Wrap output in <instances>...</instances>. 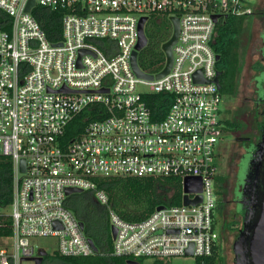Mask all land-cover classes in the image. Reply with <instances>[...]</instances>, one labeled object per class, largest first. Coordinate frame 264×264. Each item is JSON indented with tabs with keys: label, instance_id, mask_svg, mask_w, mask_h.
Returning <instances> with one entry per match:
<instances>
[{
	"label": "built area",
	"instance_id": "obj_1",
	"mask_svg": "<svg viewBox=\"0 0 264 264\" xmlns=\"http://www.w3.org/2000/svg\"><path fill=\"white\" fill-rule=\"evenodd\" d=\"M29 1L0 0L12 20L9 31H0V157L13 166L12 200L0 206V264H35L24 259L44 250L33 244L44 237L57 238L58 253L68 258L163 261L190 250L191 257L211 256L220 239L216 145L226 121L212 44L221 21L253 13L250 0H35L26 11ZM37 6L63 12L59 42L34 17ZM165 15L180 21L172 68L162 78L141 79L132 66L140 22L146 18V32ZM83 50L89 53L79 62ZM145 86L149 91L140 90ZM157 94L172 96L160 120L149 106ZM85 113L91 120L67 139L70 124ZM113 177L178 179L182 204L125 221L96 182ZM197 179L202 190L189 198L202 201L185 205L184 185ZM69 189L92 193L107 208L116 230L109 253L90 244L67 206Z\"/></svg>",
	"mask_w": 264,
	"mask_h": 264
},
{
	"label": "trees",
	"instance_id": "obj_2",
	"mask_svg": "<svg viewBox=\"0 0 264 264\" xmlns=\"http://www.w3.org/2000/svg\"><path fill=\"white\" fill-rule=\"evenodd\" d=\"M33 15L50 41L59 42L62 39L63 12L37 6L33 10ZM247 17H229L221 21L216 28L212 45L215 53L220 57L217 68L221 72L220 83L223 96L233 97L237 92L238 77L242 69L240 37L244 31ZM11 26L10 16L0 9V31H9ZM172 35L173 25L168 15L160 17L158 22L146 27L148 45L138 56L139 68L144 73L152 75L164 69L166 56L162 46L169 41ZM149 97L153 99L150 100L149 106L155 119H162L168 110L167 101H170L172 96L157 94ZM88 120L91 118L88 117L87 113L78 116L67 129V139L70 140L82 133ZM223 129L232 136L234 133L242 131V122L239 119L226 120ZM12 171L11 161L8 158L0 157V206L2 207L8 206L12 200ZM96 182L98 188L108 194L112 210L128 222L143 221L154 213L159 206L181 205L183 200L182 183L174 178L113 177L98 178ZM72 196L80 197L82 194ZM90 199H92L90 203L92 207L87 212H83L69 201L67 206L72 208L76 217L84 223L85 233L94 241L99 251L109 253L112 248V232L109 227L108 210L95 201L92 193H90ZM129 260L132 259L100 255L87 258H68L62 257L56 252L53 255H47L44 264H127ZM144 260L137 259L140 264ZM221 260L220 247L217 245L211 256L195 258V264H220ZM162 262L155 260L156 264H163Z\"/></svg>",
	"mask_w": 264,
	"mask_h": 264
},
{
	"label": "rangeland",
	"instance_id": "obj_3",
	"mask_svg": "<svg viewBox=\"0 0 264 264\" xmlns=\"http://www.w3.org/2000/svg\"><path fill=\"white\" fill-rule=\"evenodd\" d=\"M250 5L255 10H258V0H250ZM264 23V15L255 14L247 17L245 21V28L241 34V58L242 69L238 77V87L235 96H223L221 104L222 116L224 120H240L242 122V131L236 132L232 136L224 131L223 141L216 145L217 164L219 167V174L231 177L234 181L235 164L241 159L243 171L237 176V183L244 184L248 180L252 168V161L256 144L260 138L259 129L263 125L264 120L260 116L256 107L252 105V98L255 90V77L257 75V66L259 56L256 52V43L258 38L256 32L260 24ZM262 26V25H261ZM253 35V36H252ZM262 66L259 65L258 69ZM259 84L264 83V73L256 78ZM149 87H140L141 91H149ZM228 135V136H227ZM246 150V153H245ZM217 190L218 185H215ZM218 191V190H217ZM216 191V196L218 193ZM238 192V191H237ZM82 196H72L69 202L74 203L83 212H87L92 207L90 193H81ZM240 195V192L237 194ZM237 196V197H238ZM244 197V194H243ZM218 199V197H217ZM224 208L227 210V204L223 202ZM234 214L227 215L226 210L215 209V222L217 231L220 234L218 241L221 254L220 264H235V255L233 251V244L236 238V230L244 223L245 206L236 207ZM70 210L74 213L73 209ZM75 214V213H74ZM228 216V217H227ZM231 216V217H230ZM230 217L233 220L231 224L232 231H225V222ZM110 223V222H109ZM110 231L112 230L109 224ZM112 232V231H111ZM33 244L41 249H44L48 255H53L58 252V239L55 237H44L33 240ZM163 264H195V257H173L163 260ZM24 264H34L33 262H25ZM142 264H156L155 260L145 259Z\"/></svg>",
	"mask_w": 264,
	"mask_h": 264
},
{
	"label": "water",
	"instance_id": "obj_4",
	"mask_svg": "<svg viewBox=\"0 0 264 264\" xmlns=\"http://www.w3.org/2000/svg\"><path fill=\"white\" fill-rule=\"evenodd\" d=\"M35 5V0H30L26 11H30L31 8ZM218 17H214V20L217 22ZM146 18H143L140 22V38L136 46L135 51L132 55V66L136 75L145 80H153L154 78H162L167 75L173 65V47L176 44L180 31V21L178 18L172 17L171 23L173 25V35L163 46V52L166 56V65L165 68L157 74L155 77L144 73L138 65V56L139 53L148 45V38L144 30V25ZM89 53L87 50L80 52V58ZM217 60L220 57L217 55ZM221 72L218 71L217 78L214 80L217 84L218 89L221 90L220 83ZM198 81H202L199 78H196ZM105 91V90H103ZM252 161V171L249 175L246 188H249L247 208L245 209L244 223L240 231L239 236L233 244V251L235 255V264H264V131L261 136V140L256 147V152L253 156ZM25 161H22V171L25 169ZM201 179L197 180H188L184 185V191L186 195L184 196L185 205H196L202 201L201 196H198L196 199L191 200L189 198L190 193L201 192ZM82 193L79 189H69L67 190V195L71 194H80ZM163 207L159 206L157 209L161 210ZM80 226L82 229H85L84 223L81 222ZM112 235L115 236L116 230L113 228ZM90 244L95 251L98 250L94 241L89 239ZM47 252L42 250L39 252V255L34 259H24L29 261H34L35 264H42L44 258L47 256ZM192 251L190 250L187 253V256H192ZM127 264H140L138 261L129 260Z\"/></svg>",
	"mask_w": 264,
	"mask_h": 264
},
{
	"label": "flooded vegetation",
	"instance_id": "obj_5",
	"mask_svg": "<svg viewBox=\"0 0 264 264\" xmlns=\"http://www.w3.org/2000/svg\"><path fill=\"white\" fill-rule=\"evenodd\" d=\"M258 10L253 11V13L251 15H255V14H261L264 15V0H258ZM262 25V26H261ZM256 37L258 38V41L256 43V52L257 55L259 56L258 59V63L259 65H261L262 67L260 69H258V66H255L257 69V75L255 77V90H254V96L252 98V105L253 107H256L260 116L262 117V119L264 120V84L263 85H259V81H256V78L258 76H261L264 73V23L260 24L259 29L256 31ZM256 64V65H257ZM264 131V123L263 125H261V128L259 129V134H260V138L256 144V147L258 146L260 140H261V136L263 134ZM256 152V149L254 151V154ZM246 153V150H245ZM254 156V155H253ZM243 157V156H242ZM241 157V159H242ZM241 159H239L237 161V163L235 164V169H234V181L232 182L231 177L229 176H225L224 174L221 173V175L219 174L216 180V184L218 185L217 188V193H218V199H217V207L220 210H226L223 206V202L225 201L227 204V215L229 216L231 213L234 214L235 211L237 210L236 207L238 206H245V209L247 208V201H248V194H249V188H246V184L248 181H246V183L244 184H238L237 183V176L240 175V173H242L243 168H242V163H241ZM252 171V168H251ZM250 171V173H251ZM249 178V176H248ZM222 180V181H220ZM240 192V195L238 196V192ZM244 194V197H243ZM238 196V197H237ZM231 214V215H232ZM227 216V217H228ZM231 217V216H230ZM230 217L226 220L225 222V231H232V226L231 224L234 223L232 222L233 220L230 219ZM243 227V224L241 225V227L239 229L236 230V238L239 236L240 231ZM39 255V254H38ZM45 262V258L42 262V264H44Z\"/></svg>",
	"mask_w": 264,
	"mask_h": 264
}]
</instances>
